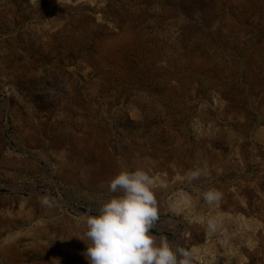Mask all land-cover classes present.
Here are the masks:
<instances>
[{"label":"rangeland","instance_id":"1","mask_svg":"<svg viewBox=\"0 0 264 264\" xmlns=\"http://www.w3.org/2000/svg\"><path fill=\"white\" fill-rule=\"evenodd\" d=\"M137 168L155 236L264 264V0H0V264H89L84 217Z\"/></svg>","mask_w":264,"mask_h":264},{"label":"clouds","instance_id":"2","mask_svg":"<svg viewBox=\"0 0 264 264\" xmlns=\"http://www.w3.org/2000/svg\"><path fill=\"white\" fill-rule=\"evenodd\" d=\"M192 172L190 178H198ZM110 193H120L103 201L98 215H86L83 236L88 247L84 253L89 264H193L192 252L178 247L151 229L160 218L155 181L147 170L122 169L107 184ZM221 194L208 190L203 199L212 205ZM45 197L42 201L50 205ZM208 227L215 230L216 221Z\"/></svg>","mask_w":264,"mask_h":264},{"label":"bare ground","instance_id":"3","mask_svg":"<svg viewBox=\"0 0 264 264\" xmlns=\"http://www.w3.org/2000/svg\"><path fill=\"white\" fill-rule=\"evenodd\" d=\"M123 38V37H122ZM220 240V239H219Z\"/></svg>","mask_w":264,"mask_h":264}]
</instances>
